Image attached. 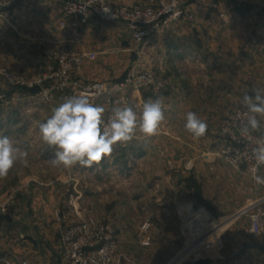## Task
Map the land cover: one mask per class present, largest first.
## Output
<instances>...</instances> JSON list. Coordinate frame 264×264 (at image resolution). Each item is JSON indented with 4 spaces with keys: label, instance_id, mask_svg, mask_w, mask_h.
Instances as JSON below:
<instances>
[{
    "label": "rangeland",
    "instance_id": "374dc122",
    "mask_svg": "<svg viewBox=\"0 0 264 264\" xmlns=\"http://www.w3.org/2000/svg\"><path fill=\"white\" fill-rule=\"evenodd\" d=\"M24 1L0 0V136L26 150L29 163L55 152L42 141L39 125L63 100L27 89L43 64L25 60L30 37L24 34L39 31L41 22L40 7H33V22L24 21ZM210 1L180 0L173 6L178 14L144 48L129 38L133 66L140 62V68L144 64L155 70L151 66L157 60L166 64L155 70L166 82L164 92L154 96L144 91L147 98L194 92L176 104L175 119L162 121L148 139L155 148L136 152L131 147L135 134L122 145L129 148L126 154L117 144L106 170L77 177L68 168L65 176L51 180L17 162L0 179V264H215L248 240L259 241L250 230L248 211L264 198V191L256 196L251 190L254 175L264 167L254 173L247 163L229 162L222 151L230 145L223 125L233 112L247 110L243 96L254 95L253 89L264 92V20L259 19L264 0ZM129 6L158 8L149 0ZM92 21L100 22L93 19L79 28ZM101 22L109 29L119 24L128 28L125 22ZM32 37L39 40L35 33ZM114 40L110 38L111 45ZM15 51L21 58L14 59ZM180 97L184 99L182 93ZM189 111L206 122L204 136L185 130ZM258 119L255 142L264 135V117ZM53 170L52 165L47 169ZM27 234L35 236L37 248L25 241ZM210 234L222 239L217 255L203 253ZM105 245L111 250L108 260L99 254Z\"/></svg>",
    "mask_w": 264,
    "mask_h": 264
},
{
    "label": "built area",
    "instance_id": "2783aa9c",
    "mask_svg": "<svg viewBox=\"0 0 264 264\" xmlns=\"http://www.w3.org/2000/svg\"><path fill=\"white\" fill-rule=\"evenodd\" d=\"M63 3L65 14L73 21L74 26L86 24L93 19L110 23H127L133 40L142 48L150 43V40L161 32L178 13L174 12L173 6H177L180 0H149V4L158 5L141 8L129 5H116L114 0H60ZM172 4V6H170ZM160 7L163 9L160 10ZM163 20L164 23H163ZM95 52L80 53L66 46H58L44 50L43 68L28 87L39 85L41 93L47 98L54 95L65 98L86 94L96 104L103 103L107 112V119L111 115L114 106H132L134 92L148 91L154 96L162 94L166 88L164 78L157 72L143 69L137 62L123 78L114 80L85 81L78 75L82 72L87 60H95ZM244 112H233L229 120L223 125L230 140V145L223 149L228 156L226 159L236 166L244 163L251 165L253 171L255 161L252 159L251 150L256 146L251 135H241L240 125L244 119ZM239 127V128H238ZM259 172V170L257 171ZM3 212L6 209L2 210ZM251 213L250 230L256 240L264 245V200L249 208ZM218 226L219 223H216ZM91 226L86 230L89 232ZM105 230V229H104ZM206 246L203 251L207 255H217L222 249V239L218 234L205 236ZM110 237H101L100 240L107 242ZM111 250L105 245L100 251V257L110 259Z\"/></svg>",
    "mask_w": 264,
    "mask_h": 264
},
{
    "label": "clouds",
    "instance_id": "9594fccd",
    "mask_svg": "<svg viewBox=\"0 0 264 264\" xmlns=\"http://www.w3.org/2000/svg\"><path fill=\"white\" fill-rule=\"evenodd\" d=\"M254 95L245 94L242 103L247 108L241 121V135L259 132L264 117V92L253 89ZM163 97L149 99L143 103L139 113L133 106H114L105 119V108L90 100L88 95L70 96L52 109V115L40 123L42 141L54 148L50 160L53 167L72 168L79 164L92 167L111 156L114 146L126 145L137 130L146 138L157 134L160 123L165 119ZM185 130L194 137L204 136L207 124L195 112L186 114ZM26 150L17 146L8 136H0V179L6 178L17 162L27 166ZM255 161L253 172L264 167V135L251 150ZM258 185H264V176L254 175Z\"/></svg>",
    "mask_w": 264,
    "mask_h": 264
},
{
    "label": "crops",
    "instance_id": "0c3cea01",
    "mask_svg": "<svg viewBox=\"0 0 264 264\" xmlns=\"http://www.w3.org/2000/svg\"><path fill=\"white\" fill-rule=\"evenodd\" d=\"M115 1L122 4L131 5L141 2L142 0ZM217 1L218 0H213V3H216ZM200 3L212 4V1L200 0ZM24 5L27 6L24 9V14H26L24 16V21L33 22V18L36 17L32 16L33 7H40L38 19L41 22L39 31L29 30V34L28 32H25L24 34L25 37H27L28 35L30 37V40L28 42L30 43V51L27 58H25L26 61L35 60L38 64H43L45 48L44 50L40 48L46 47V49H48L53 48V45H56L54 47H57V44L65 43L66 45H70L72 47L71 49L74 51L80 53L95 52L97 54L95 60H87L82 72L78 75V77H80L82 80L101 81L110 79L112 80L115 78L120 79L121 77H123L125 72H127L133 66L134 50L133 45L130 43L129 39L131 38V34L125 24L113 25L111 29H109L108 27L102 25L101 21H92L85 27L79 28L78 26H74L72 19L64 13L63 6L60 0H25ZM259 19L264 20V15L260 16ZM33 33H35L36 36H39L38 41L36 37L35 39L32 37ZM111 37L115 38V44L113 45L110 44ZM35 42H39L40 44L38 49L37 47L32 46ZM156 49L159 50V46ZM19 58H21L20 54L15 51L14 59ZM157 63L158 64H153L151 66L156 71H159V69H161L163 65H166L159 64L163 62L158 60ZM142 68L148 69L144 64H142ZM187 80L188 79L185 78V81ZM185 90L184 92L180 93L171 91L169 92V95H167V97H163L165 109V119L163 121L170 123L169 120L171 118L172 120H174L176 116H172L171 113L175 111L176 104H179L180 101L187 102V100H189L188 98L191 97L192 94H194L192 90ZM181 93L184 97L183 100H181L180 97ZM58 98L60 99V101L62 100V97L59 96ZM149 99L150 98H147L146 94H144L143 92H134V110L139 113L142 109L143 103ZM99 105L105 108V116L107 112L106 106L103 103H100ZM145 139H147L146 144L142 142ZM148 139L149 138H146L142 133L137 130L136 140L134 142V145H131V147H134L136 152H138V150L139 152H142L147 151V149L149 148H155L157 144L151 143L149 144V146ZM121 146L122 145H120V147ZM122 147L125 151L124 153L126 154L129 148L125 146ZM115 148H117V145L114 146L113 153H115ZM113 153L111 154V156L104 158L99 164H93L92 167H83L77 164L72 167V171L74 174H76L77 177H84L85 175H89V173H97V171H100V169L106 170V168H109L112 165L110 158L112 157ZM53 157L54 152H50L48 155L43 156V158L37 157L35 159L33 158L32 160H29L30 162L27 164L31 166L30 169L33 171V174L35 176L43 178L45 176H49L51 180H54L60 176H65L64 173L65 171H67V169L63 168L62 166L59 168L54 167V170L52 172L47 171V169H49V166L51 165L50 160ZM138 161L139 160L136 159L135 163H137ZM247 172L249 173V171ZM260 175L264 176V168ZM251 190L254 195L256 194V196H259L260 194L258 192H263L264 187L263 185L256 184L253 180L251 184ZM262 197L258 198L259 201L257 203L264 200V198ZM25 238L28 239L25 241H28L29 243L34 245V248H37L38 245L36 244L37 239L35 238V236L27 234L25 235ZM252 245L262 246L263 244L259 241L248 240L247 242L243 243V246L240 250H237L233 254H224L222 260L216 262L215 264H264V248L254 247Z\"/></svg>",
    "mask_w": 264,
    "mask_h": 264
},
{
    "label": "water",
    "instance_id": "95a60500",
    "mask_svg": "<svg viewBox=\"0 0 264 264\" xmlns=\"http://www.w3.org/2000/svg\"><path fill=\"white\" fill-rule=\"evenodd\" d=\"M28 89V91L30 92V93H32V94H37V93H40L41 92V87L39 86V85H36V86H34V87H28L27 88ZM252 246H254V247H260V248H264V246L262 245H252Z\"/></svg>",
    "mask_w": 264,
    "mask_h": 264
}]
</instances>
